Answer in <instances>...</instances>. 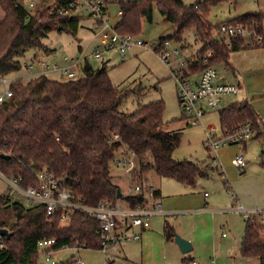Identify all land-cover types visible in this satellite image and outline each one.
<instances>
[{
	"label": "trees",
	"instance_id": "16d2710c",
	"mask_svg": "<svg viewBox=\"0 0 264 264\" xmlns=\"http://www.w3.org/2000/svg\"><path fill=\"white\" fill-rule=\"evenodd\" d=\"M213 1L197 0L187 5L182 0H116L122 17L114 29L120 36L136 37L143 20L152 22V8L156 5L174 29L169 38L179 42L191 29L202 44L198 55L211 52L207 64L200 61L193 71L208 66L227 69L230 53L247 48L243 40H231L228 46L227 41L212 35L207 16ZM39 3L47 7L48 0ZM44 7L40 15L31 16L19 0H0V78L19 71L20 58L29 49L51 52L42 39L52 30L76 35L78 17L47 13ZM103 10L105 13L106 8ZM263 19L262 14H244L228 22L262 25ZM9 90L11 97L0 103V174L18 178L22 188L38 187L36 173L47 171L62 179L85 206L97 207L105 202L114 208L121 200L129 208H147L150 202L142 186L137 194L117 199L119 188L112 181L109 164L123 149L137 159L139 172L133 175L135 181L141 182L143 175L151 171L187 187H196L199 179L211 172L222 177L212 164L174 157L182 131L163 130L162 101L139 106L131 114L120 111L128 91L111 83L103 63L93 66L85 59L80 78L57 81L43 74L25 84L12 81ZM219 119L222 132H232L248 123L255 138H264V122L247 100L221 109ZM206 151L215 160L208 148ZM223 184L228 187L224 177ZM150 193L152 198H160L158 190ZM61 215L62 211L56 210L48 216L42 205L0 196V228L10 234L8 238L0 237V264H37V243L47 238L56 240L55 251L64 246L101 250L98 220L75 210L66 223H61ZM174 235L172 226L165 222V240H173ZM240 255L264 264V229L254 219L245 221ZM73 259L72 256L66 264H72ZM191 261L182 258L184 264Z\"/></svg>",
	"mask_w": 264,
	"mask_h": 264
},
{
	"label": "rangeland",
	"instance_id": "374dc122",
	"mask_svg": "<svg viewBox=\"0 0 264 264\" xmlns=\"http://www.w3.org/2000/svg\"><path fill=\"white\" fill-rule=\"evenodd\" d=\"M28 1L29 0H22L21 3L26 7ZM101 1L106 8L104 20H107L110 25L114 26L118 22L115 17L120 11L118 3L116 0ZM182 1L189 5L197 0ZM39 2L40 0H38L35 9L38 15L43 12L44 7V4ZM45 8L46 7H44V9ZM70 14L71 16L79 18L76 35L68 31L52 30L49 32L47 37L42 39V44L51 50V52L45 53L42 49H29L24 56L20 58L22 65L20 70L8 74L3 79L0 78V94L9 90L12 81L20 80L25 84L34 77H37L39 71H43V68L36 64V60L33 59L34 56H37L40 60L49 63H57L59 65L64 64L62 58L65 56L69 59H81L82 63H84L85 59H88L89 63L93 66L101 65L95 63L91 59L95 49L100 52L103 51V47L93 38L91 33L96 18L90 16L84 9L72 11ZM244 14L264 15V0H214L209 6L207 16L208 24L213 27L212 35L219 38L222 37L216 35L217 26ZM1 17L2 13L0 12V19ZM262 28L264 34V19L262 21ZM173 34L174 29L171 23L166 20L159 12L158 7L154 5L152 8V22L149 23L143 20L141 22L140 32L134 39L142 41L144 43L143 47L131 46L126 51L124 57L118 56L115 50L102 52V58L104 62H107V75L115 87L121 91H128L126 97L119 106V110L126 114L135 112L139 106H145L158 101L164 103V111L162 114L164 123L163 130H181L183 132L180 145L178 150L175 151L174 157L178 160L187 159L193 162L209 163L212 164V167H217L221 171L222 177L216 172H211L206 178L199 179L194 188V193L197 195L206 192L209 195L207 199L209 202L219 205L220 207L225 204V207L222 208L229 209L230 206L234 204V201L231 197L232 191L228 190V194L223 185V177L226 178L224 172L229 167H232L230 161L238 155H243L244 161H246V169L250 168V173L259 175L264 174V138H255L256 133L253 130L252 138L246 142V149L242 147V143L227 144L222 147L223 159H216V154L212 152L213 155L211 157L215 158V160H212L209 158L207 151L204 150V148H206L204 145L206 139L205 129L212 126L217 133H220L219 111L221 109L226 108L232 103L241 102L242 100H247L251 103L253 95H264V48H247L245 50L230 53L228 61L231 63V67H233L234 71H232L231 68L225 69L224 66H218L216 69L220 79L225 82H239L242 85V89L240 87V91L236 96L223 97L220 106L215 111L206 114L202 118L199 126L186 127L177 96L176 81L169 67H167L160 56L151 49V45L157 43L160 39H169L168 51H178L177 56L172 55L170 59V61L173 62L176 59H189L202 48V44L200 41L196 40L194 30L190 29L186 31L182 40L179 42L173 38H169ZM204 56H206V54H204ZM30 63L33 65L32 70H29L25 66V64L29 65ZM45 75L49 79L62 81V77L58 72L49 71L45 72ZM192 76L194 78L196 77V75ZM232 76H235L236 79ZM3 80L5 81L3 82ZM261 120L264 122V118L261 117ZM198 144L200 146H198ZM117 159H124L125 163L117 164ZM114 161L109 164V171L113 183L119 188L123 197L134 195V187L142 186L146 199L152 203V198L150 196L152 190L159 189L163 192L170 193L174 190L187 187L172 179L160 178L153 171L144 174L141 182L135 181L133 175L139 172L137 159L124 149L115 154ZM233 168L235 171H239L234 165ZM12 187V181L9 183L8 180L3 178L0 174V196L10 194ZM118 202L121 208H125L126 205L123 201L119 200ZM226 216V213H221L216 218L218 227L221 224L227 225L226 220H229V223L234 221L235 225H232L235 228V233H239L241 239L244 234L245 220L240 215L229 216L225 219ZM174 218L176 219L178 217H171L170 220ZM169 224L174 231L173 224ZM179 233L185 235V231ZM220 233L221 231L219 230L218 235H220ZM175 234L177 236L179 235L178 233ZM261 234H263V232ZM177 252H179L178 249ZM179 254L180 255L176 257L174 256L172 260L169 261V264H184L181 260L183 255L180 252ZM118 255L115 246L109 247L107 254H104L101 250L76 249L74 247L65 246L60 250L54 251L51 254L50 261H53L55 264H66L73 256L75 258L74 260L79 258L83 264H105V260L107 259L112 261L111 264H133V261L130 259L126 262L120 259V256L116 257ZM232 255L235 257L234 260L230 259L232 264H245L246 260L238 254V251H234ZM254 261H256V259H254ZM208 263H210V259ZM37 264L49 263L45 262V258L41 257L39 254Z\"/></svg>",
	"mask_w": 264,
	"mask_h": 264
},
{
	"label": "built area",
	"instance_id": "2783aa9c",
	"mask_svg": "<svg viewBox=\"0 0 264 264\" xmlns=\"http://www.w3.org/2000/svg\"><path fill=\"white\" fill-rule=\"evenodd\" d=\"M20 2L22 0H19ZM38 0H29L24 9L31 16H35V9ZM47 13L59 16H71L72 11L84 9L90 16L96 18L94 27L91 29L93 38L96 39L100 46L103 47L102 52L115 50L118 56L124 57L126 51L131 46L143 47L144 43L140 40H134L135 37L120 36L115 31V25L121 20L122 13L119 11L116 15L118 22L112 26L107 20H104V5L101 0H48ZM38 15V14H37ZM216 35L228 42L230 46L231 40H243L246 48H264V34L262 25L257 23L240 24V23H221L217 27ZM151 49L155 51L169 67L171 74L176 81L177 96L180 107L183 112L184 123L186 127L199 126L202 118L215 111L221 104L223 97L236 96L240 91V86L237 82H224L219 78V73L214 67H205L201 71L195 72L193 68L201 61L207 64L211 52L207 51L206 56H199L198 52L192 55L189 59H176L170 61L172 55L177 56L178 51H168L169 39H161L157 43L151 45ZM102 52L94 50L91 59L98 64H102ZM36 64L43 68V72L54 71L60 73L63 80L77 79L82 76L83 63L81 59H69L63 57V65L57 63H49L40 60L34 56ZM29 69H33L32 63L25 64ZM192 75H196L194 78ZM5 80H3L4 82ZM11 97L10 90L0 94V103ZM205 147L211 152H216L219 148L227 144H240L253 136V130L250 124H242L232 132H220L210 126L205 129ZM117 139V136H114ZM125 155V154H122ZM117 164L125 163L124 159H117ZM232 164L239 170L245 166L243 155H238L232 160ZM38 187L22 188L19 185L18 178H6L9 183L12 181V190L10 197H20L27 205H42L45 207L46 215H52L56 210H61V223H66L73 211L79 210L84 214L89 215L99 221L97 233L101 236V251L107 254L109 247L113 246L120 237L130 241H137L141 238V233H136L130 237L124 236L123 232L131 228H139L146 230L151 218L155 215H161L163 210L160 205H155L154 208H121L119 202L116 206L110 207L107 203H100L97 207H89L83 205L72 195L63 183L62 179L55 178L47 171L36 173ZM140 191L139 186L134 187V194ZM236 211L242 214L245 220L254 219L256 224L264 229V208L248 209L241 204H237ZM224 236V234H223ZM3 245L0 244V247ZM56 240L47 238L40 240L37 243L38 251L41 257L45 258V262H51V254L55 251ZM65 247V246H64ZM75 259V258H74ZM72 260V264H83L78 258ZM38 262V259H37ZM191 264H197L192 262Z\"/></svg>",
	"mask_w": 264,
	"mask_h": 264
},
{
	"label": "crops",
	"instance_id": "0c3cea01",
	"mask_svg": "<svg viewBox=\"0 0 264 264\" xmlns=\"http://www.w3.org/2000/svg\"><path fill=\"white\" fill-rule=\"evenodd\" d=\"M228 63V68L234 71L233 67H231V63L229 61ZM103 64L106 66L107 62L105 61ZM43 74L45 75V72H38V75ZM232 77L236 79L235 76ZM237 83L240 87L242 86L239 82ZM250 104L257 111L259 116L264 118V95H253ZM246 142L247 141L242 143L244 149H246ZM198 146L200 145L198 144ZM204 150L206 151V148H204ZM222 152V147L214 152L216 154V159H223L224 156H222ZM231 163L232 161H230V164ZM231 166L232 167H229L224 172L225 179L228 181V187L223 184L227 193L228 190L232 191L231 197L234 204H232L229 209L222 208L225 207V204L220 207L219 205L209 202L207 200L209 195L206 192L196 195L194 193L195 187H184L183 189L174 190L170 193L155 189L160 192V198L154 199L150 193L152 203L150 202L148 208H154V206L158 204L161 206L163 213L153 216L146 230H140L134 227L124 231L123 237L125 235L130 237L136 233H141V238L137 241H130L124 239L125 237L123 239L120 237L118 242L113 245V247H116L117 254H119L116 257L120 256V259L126 262L130 259L133 261V264H169V261L172 260L174 256L180 255V250L175 244L174 239L166 241L163 236L164 224L168 222L173 224L174 234L178 233L181 238L190 242L192 250L188 254L180 253L183 257L191 259V263L232 264L230 259H235L232 253L238 251L240 255L243 236L240 239L239 233H235V228L233 227V225H235L234 221L229 223V220H226L227 225L221 224L218 227L216 218L221 213L227 214L225 219L234 215H240L243 218L242 214L235 209L236 205L239 203L248 209L264 208V174L259 175L250 173V168L246 169V161L242 170L238 169L239 171H235L232 164ZM12 198L24 202L20 197L12 196ZM171 217L178 218L170 220ZM219 230L221 231L220 235H218ZM181 231H185V235L183 233L180 234L179 232ZM177 249L179 252H177ZM209 259L210 263H208ZM244 259L246 260L245 264H259L256 258L249 257ZM254 259H256V261H254ZM107 262L108 264L112 263L109 259L105 260V264Z\"/></svg>",
	"mask_w": 264,
	"mask_h": 264
},
{
	"label": "water",
	"instance_id": "95a60500",
	"mask_svg": "<svg viewBox=\"0 0 264 264\" xmlns=\"http://www.w3.org/2000/svg\"><path fill=\"white\" fill-rule=\"evenodd\" d=\"M121 197H122V194L118 190L117 191V199H121ZM9 236H10V234L8 233V231L6 229L0 228V237L8 238ZM174 242L182 254H188L192 250V246H191L190 242L181 238L180 236L175 235L174 236Z\"/></svg>",
	"mask_w": 264,
	"mask_h": 264
}]
</instances>
